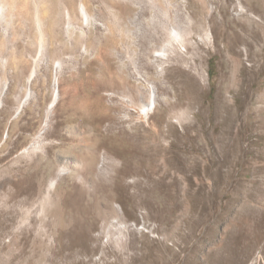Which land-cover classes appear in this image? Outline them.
Masks as SVG:
<instances>
[{
  "label": "rangeland",
  "instance_id": "rangeland-1",
  "mask_svg": "<svg viewBox=\"0 0 264 264\" xmlns=\"http://www.w3.org/2000/svg\"><path fill=\"white\" fill-rule=\"evenodd\" d=\"M90 1L0 53V264H264V0Z\"/></svg>",
  "mask_w": 264,
  "mask_h": 264
},
{
  "label": "bare ground",
  "instance_id": "bare-ground-1",
  "mask_svg": "<svg viewBox=\"0 0 264 264\" xmlns=\"http://www.w3.org/2000/svg\"><path fill=\"white\" fill-rule=\"evenodd\" d=\"M101 2L107 1L101 0ZM95 9L96 7L90 0H0V53L7 41L17 42L18 37L14 27L22 26L25 23L30 29L34 30L36 36L34 39L37 38L38 40L39 48L34 58H43L41 55H43L46 45L66 44L67 42V39L64 40L65 42L61 40L57 31L62 18L65 23L64 29L68 33L71 30L74 31L73 29L76 26L73 23L77 15L81 16L83 22H88L91 20V13ZM10 26L11 30L9 31L8 27ZM69 35L68 37L70 38ZM35 65L36 62L30 69L28 83L34 76L37 66ZM2 92L0 93V102ZM55 99L56 95L53 101ZM154 104V95L150 94L145 106L149 108L154 106Z\"/></svg>",
  "mask_w": 264,
  "mask_h": 264
}]
</instances>
